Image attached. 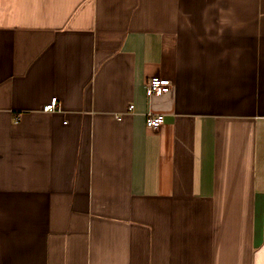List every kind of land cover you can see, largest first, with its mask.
Returning a JSON list of instances; mask_svg holds the SVG:
<instances>
[{
  "label": "crops",
  "instance_id": "0c3cea01",
  "mask_svg": "<svg viewBox=\"0 0 264 264\" xmlns=\"http://www.w3.org/2000/svg\"><path fill=\"white\" fill-rule=\"evenodd\" d=\"M0 264H264V0H0Z\"/></svg>",
  "mask_w": 264,
  "mask_h": 264
},
{
  "label": "built area",
  "instance_id": "2783aa9c",
  "mask_svg": "<svg viewBox=\"0 0 264 264\" xmlns=\"http://www.w3.org/2000/svg\"><path fill=\"white\" fill-rule=\"evenodd\" d=\"M172 82L169 79L152 78L146 86L148 97H155L167 94L171 91ZM60 109V103L57 99H52L50 103L44 106V112H54ZM134 106L129 107V111H132ZM164 122L163 115H148L146 119V126L148 129L157 130Z\"/></svg>",
  "mask_w": 264,
  "mask_h": 264
}]
</instances>
